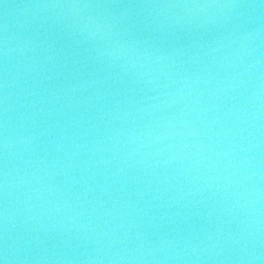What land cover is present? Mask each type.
Instances as JSON below:
<instances>
[{
	"label": "water",
	"instance_id": "1",
	"mask_svg": "<svg viewBox=\"0 0 264 264\" xmlns=\"http://www.w3.org/2000/svg\"><path fill=\"white\" fill-rule=\"evenodd\" d=\"M0 264H264V0H0Z\"/></svg>",
	"mask_w": 264,
	"mask_h": 264
}]
</instances>
